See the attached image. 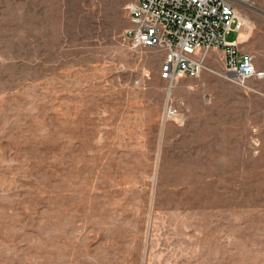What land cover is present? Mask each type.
Here are the masks:
<instances>
[{
  "label": "rangeland",
  "instance_id": "obj_1",
  "mask_svg": "<svg viewBox=\"0 0 264 264\" xmlns=\"http://www.w3.org/2000/svg\"><path fill=\"white\" fill-rule=\"evenodd\" d=\"M126 2L0 0V264H264V77L212 49L170 85Z\"/></svg>",
  "mask_w": 264,
  "mask_h": 264
},
{
  "label": "built area",
  "instance_id": "obj_2",
  "mask_svg": "<svg viewBox=\"0 0 264 264\" xmlns=\"http://www.w3.org/2000/svg\"><path fill=\"white\" fill-rule=\"evenodd\" d=\"M249 0H127L125 39L131 47L163 50L159 76L170 85L181 76H198L212 49L223 54L224 70L243 84L261 79L250 53L240 50L238 40H227L230 31L240 34L250 22L237 10ZM168 106L165 116L175 114Z\"/></svg>",
  "mask_w": 264,
  "mask_h": 264
},
{
  "label": "bare ground",
  "instance_id": "obj_3",
  "mask_svg": "<svg viewBox=\"0 0 264 264\" xmlns=\"http://www.w3.org/2000/svg\"><path fill=\"white\" fill-rule=\"evenodd\" d=\"M240 36H245V35H243V33H242V34H240Z\"/></svg>",
  "mask_w": 264,
  "mask_h": 264
}]
</instances>
